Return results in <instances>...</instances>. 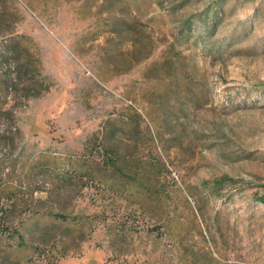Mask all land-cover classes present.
Returning <instances> with one entry per match:
<instances>
[{
  "label": "rangeland",
  "instance_id": "374dc122",
  "mask_svg": "<svg viewBox=\"0 0 264 264\" xmlns=\"http://www.w3.org/2000/svg\"><path fill=\"white\" fill-rule=\"evenodd\" d=\"M181 1L0 0V264H264V0Z\"/></svg>",
  "mask_w": 264,
  "mask_h": 264
},
{
  "label": "trees",
  "instance_id": "16d2710c",
  "mask_svg": "<svg viewBox=\"0 0 264 264\" xmlns=\"http://www.w3.org/2000/svg\"><path fill=\"white\" fill-rule=\"evenodd\" d=\"M15 1L16 0H11V2H13V3ZM187 2H188V0L181 1V7H183V5H185ZM223 2H225V0H215L209 6H207V8L203 12H201L199 14H196V15H193L190 18L185 19V21H184V27H186V31L188 32V35L191 36L193 34V32L195 30V27H196V24L199 23V22H201L203 24H208L209 22H212L213 21L214 24H215V27H214V29H215L216 26H217V19H219L220 14H221L220 13V6L223 4ZM123 21L128 26L129 29H131V30L137 29V22L134 19L133 20H130V19H127L126 17H124ZM109 30H112V31L114 30L112 25L109 26ZM14 44H15L14 43V40L11 38L9 40H3L1 47L4 49L5 52L12 54L11 57L17 63L18 77H19V80L21 81V79L23 78V74H22L23 72L26 73L28 76H30L31 73H30L29 70L27 71L26 69H23V68L22 69L24 71L22 72L19 63H18L16 57L14 56V54H15L14 51H13L14 50V47H15ZM5 55H8V54L5 53ZM9 58H10L9 56L5 57V59H4V61H5L4 63L5 64L8 63ZM147 58L148 57H142L139 60L136 59L135 62H134V65L132 67H134L137 64H140L142 61L146 60ZM3 79L8 82L5 85V88H6L10 84L9 83L10 80H9V77L8 76L7 77H4ZM15 85H14V88H15ZM40 91L41 90H38L37 93L39 94ZM0 160H3V159L0 158ZM121 160H123V159L118 158L117 152L114 149H112V151H110V159H109V163L108 164L112 168H114L115 171H117L118 173L125 174V171H123V167L121 165V164H123ZM117 162H119V165H117ZM84 167L85 168H88L89 165H87V164L85 165L84 164L83 169L80 170V173L82 175H85V174L86 175H93V169L90 168L86 172L84 170ZM105 167H107V166H105ZM126 175H129V174H126ZM128 178L130 180H135L136 179V176L133 174V175H129ZM139 183H140V185H142L144 187L146 186V190H150L149 186L147 185L146 180L141 179L139 181ZM7 185L8 184H5L2 181L0 182V202H1V199L3 198L2 196L5 195L6 193H8V189L7 188H9L10 186L7 187ZM14 189L13 190L16 193L21 192V190H22V189H18V188H14ZM11 192H12V190H11ZM12 197H13V195L11 193H9V196L7 195L5 198L8 200V199H11ZM2 210H4L3 207H2ZM45 212L46 213H44V215L47 214L48 217L52 218L53 220H55V219H57V221H60V220L67 221L68 220L67 214H65V213L56 212V211H53L52 209L46 210ZM0 231H3V229H0ZM25 234L23 233L22 235H20V240L21 241H19V245L18 246H20V248L21 247L22 248H25V250H26V248L28 249V245L25 242V239H26V236H27ZM74 249H75L74 251H78L79 250L78 248H74ZM39 251L40 250H38L37 252H39ZM52 255L55 256L53 253H52ZM66 255H68V252L67 251H65V252L62 253V256L63 257H65ZM27 264H36V263H34L33 260L30 258V259H28Z\"/></svg>",
  "mask_w": 264,
  "mask_h": 264
},
{
  "label": "built area",
  "instance_id": "2783aa9c",
  "mask_svg": "<svg viewBox=\"0 0 264 264\" xmlns=\"http://www.w3.org/2000/svg\"><path fill=\"white\" fill-rule=\"evenodd\" d=\"M4 69H5L4 77L8 76L10 80L9 82L10 84L6 87L7 95L5 97V99L9 101L12 99V95L14 92V85L17 84L19 81L16 61L11 57V65H4Z\"/></svg>",
  "mask_w": 264,
  "mask_h": 264
},
{
  "label": "bare ground",
  "instance_id": "6f19581e",
  "mask_svg": "<svg viewBox=\"0 0 264 264\" xmlns=\"http://www.w3.org/2000/svg\"><path fill=\"white\" fill-rule=\"evenodd\" d=\"M11 61V60H10ZM8 64V63H7ZM10 65H11V62H10Z\"/></svg>",
  "mask_w": 264,
  "mask_h": 264
}]
</instances>
